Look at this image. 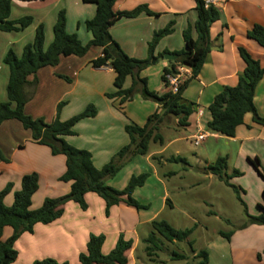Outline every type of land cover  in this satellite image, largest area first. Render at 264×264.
Returning <instances> with one entry per match:
<instances>
[{
    "label": "trees",
    "instance_id": "obj_1",
    "mask_svg": "<svg viewBox=\"0 0 264 264\" xmlns=\"http://www.w3.org/2000/svg\"><path fill=\"white\" fill-rule=\"evenodd\" d=\"M14 0H0V31L4 33L22 32L33 23V18L24 17L22 19L10 20L11 7ZM86 4L96 6V15L93 19L83 23L86 31L92 34V40L83 44L76 34H69L66 30L67 18L65 10L58 13L53 26V41L47 49L45 45V28L40 25L35 33L34 39L27 44L20 57L9 50L4 57V64L9 68V80L7 85L8 102L0 103V126L10 120H17L27 131L32 134V140L38 145L46 146L53 156L63 155L66 159V170L60 181L71 183L70 192L60 198H47L42 206L37 210H32V198L39 189L40 178L37 173L23 176L20 191L14 194L13 204L8 207L4 201L11 192V184L0 191V264H12L18 258V251L15 243L22 234L33 233L37 224L48 225L62 217L66 204L70 201L77 203L82 210L87 209L86 195L94 193L98 195L106 204V211L120 203H125L136 209H146L133 199V194L137 188L143 187L148 180L147 174L132 176L128 186L121 191L115 190L106 185L108 178H114L120 172L121 166L114 162L106 165L102 169H97L93 163V156L90 152L79 150L65 141L66 137L75 135L76 125L84 120L95 118L97 110L89 106L83 113L62 121L60 114L65 101L59 103L57 114L51 123H47L43 118L34 119L25 114L24 109L28 101L34 94L36 83H31L28 78L35 75L40 69L45 67H55L59 64L61 57L76 56L83 57L88 51L96 46L102 49L101 56L90 62L94 69L109 67L115 73V92L107 94V98L119 101L120 110L123 106L133 100L135 90L142 88L145 99L153 101L159 106L157 112L149 116L144 126L128 124L125 131L129 138V143L117 155L120 160L133 156H149V146L151 143L164 146L165 140L159 133L160 125L166 118L172 117L178 121L179 126H188V120L196 110V105L184 99L183 95L191 81L197 79L211 51L209 30L212 24L219 21L220 13L213 6L207 7L204 0H194L197 20L193 26H189L183 32L185 49L172 53L177 60L170 61L168 67L164 68L162 81L167 87L166 75L177 74L178 68H188L191 76L184 80L178 93L167 91L164 94L149 91L147 79L141 77V73L148 68L151 61L157 59L155 56L159 42L171 35L174 31V22H170L167 27L157 31L152 41L148 45V57L140 60L129 57L113 39L110 29L121 19H133L141 14L156 16L146 6H141L130 12H117L114 10L118 0H81ZM193 31L197 34V39L193 38ZM250 39L258 42L264 47V28L255 26L248 33ZM168 54L165 52V55ZM239 55L244 63V71L239 76L238 84L235 87H226L214 98L208 111L211 120L207 130L227 138H234L237 128L244 123L246 114L252 113L254 121L264 127V119H261L254 104L255 90L260 81L264 78V68L260 62L255 60L244 48H239ZM163 55H161L162 57ZM131 77L132 84L128 89L124 88L126 80ZM14 106V107H13ZM154 156L151 157L153 159ZM170 163L184 161L181 158H171ZM226 157H219L214 164L209 165L206 170L221 181L230 185L226 176ZM250 162L260 166V162ZM259 172V171H258ZM260 173V172H259ZM234 175H240L238 171ZM264 199V191L262 192ZM168 203V201H167ZM263 214L257 217H250V223L264 227ZM152 232L145 240L148 244L145 252L150 262H154L153 256L162 251L160 240L156 235L168 243H181L186 241L195 228L187 230H176L166 221L154 220L150 223ZM9 229L11 234L4 238L5 230ZM221 236L230 238L229 235ZM105 241L103 235H91L87 244L86 253L79 256L80 264H128L126 253L132 249V242L125 241L120 237L116 248L104 255L102 247ZM201 260L200 264H207L208 253L201 251L196 254ZM182 255L174 254L173 260H184ZM33 264H68L60 263L54 259H44L35 261Z\"/></svg>",
    "mask_w": 264,
    "mask_h": 264
},
{
    "label": "crops",
    "instance_id": "obj_2",
    "mask_svg": "<svg viewBox=\"0 0 264 264\" xmlns=\"http://www.w3.org/2000/svg\"><path fill=\"white\" fill-rule=\"evenodd\" d=\"M217 2L218 4L215 8L218 9L220 13V19L212 24L209 30L211 51L207 55L205 64L198 78L191 81L183 95L185 100L196 105V110L189 118L188 126L181 127L178 121L175 120L174 128L171 129L175 133L174 138L165 141L162 151L156 154H164L166 149L175 144L189 142L199 131L205 132L209 137H223L208 132L207 126L211 120L208 107L211 105L216 95L222 92L224 88L235 87L238 84L239 76L243 74L245 68L239 55V48L246 49L264 68V47L248 37V33L252 31L255 26L264 28V0H217ZM141 6H146L150 11L155 13L156 16L141 14L133 19L123 18L110 29V34L129 57L143 60L148 57V45L152 41L154 34L167 27L170 22H174L173 33L159 42L155 52L157 59L162 58L160 61L154 63L159 66L162 80L163 70L168 67L170 62L165 60V52L172 54L185 49L183 32L189 26H193L197 20L195 2L194 0H118L114 10L117 12H130ZM61 10H65L66 12L67 32L69 34H77L82 43H89L93 37L91 33L85 30L83 23L95 17L96 6L94 4H86L81 0L13 1L10 20L16 21L24 17H31L33 18V23L22 32L5 33L15 34V38H10L8 36L0 37V103L6 102V99H8L7 85L9 80V68L3 62L4 57L9 50H13L16 55L18 52L22 55L24 47L33 41L36 30L40 25H43L47 30L46 40L48 42L49 31L53 30L58 13ZM0 33L4 32L0 31ZM192 35L196 40L197 34L195 31H193ZM16 46H19V48L15 49ZM96 51L97 55L93 59L61 60L58 66L42 68L36 75L32 76L33 79L28 78L29 82L38 79V85L34 88V94L29 105L34 101L38 93L43 91V85L46 86L48 84H45V82H49V84L54 87L53 93L57 96L55 101L57 107L59 103L66 99L76 98L78 96L77 91L79 86L82 84L81 75L83 74L82 79L86 82L84 84L87 85L90 79V77H88L89 74L96 71V74H106V77H110L112 83L110 86L108 84V86L102 88L98 95L102 97L100 100L104 105V117L118 124L120 130L121 128L122 130L126 128L128 125L127 120H125L124 116L118 113L114 108L116 102L119 103V101L107 98V94H112L116 90L114 87L115 73L109 67L94 69L90 65L91 61L101 56L102 49L99 48ZM161 55L163 56L161 57ZM89 67L93 70H88L90 69ZM184 69L185 76L190 77V69ZM146 70L147 69L141 73L142 78L145 77L144 72ZM65 76L67 80L61 79ZM127 81L129 80L127 79L126 83ZM163 86L164 90L161 94L168 91L164 83ZM254 104L258 116L264 119V78L256 87ZM65 106L60 114L61 120H67L63 118L69 117L68 113L65 112ZM158 109L159 106L155 103L152 115L157 112ZM55 113H53L51 120H54V117H56ZM30 114L28 115L34 118L42 117V115L35 114V116L33 113ZM149 116H151V114L148 115V117ZM98 117L99 114L97 113L95 118L84 119L76 126L83 127L84 125V127H86L87 125L92 128L95 126V123H97L96 119ZM148 117L146 118L148 119ZM0 129V131L5 129L8 137L3 149L1 147L2 145H0V191L4 190L6 186L12 182H14L12 184L15 186L14 192H10L4 201L5 205L9 207L13 204L14 194L21 189L23 176L31 174L33 170V173H35V171L40 173V168H31V166L25 164L29 161V158L39 156L51 162L53 155L51 151L47 152V150H44V146L33 142L31 133L30 135L24 134L25 132L22 130L23 126L17 120L4 122L0 126ZM112 129L113 127L109 126L105 130ZM13 134H18L17 137L20 136L22 141L12 136ZM223 138H226L228 142L234 144L238 152V157L245 156L250 160L255 156V160H258L255 145L256 143L264 144V127L254 121L252 113H248L244 118V123L237 128L235 137ZM65 139L71 146L81 149L82 142L76 140L73 136L66 137ZM2 142L3 141L0 140V144H2ZM180 152V150H177V156L171 157L180 158ZM171 157L165 159L168 160ZM150 158L151 155L147 157V159ZM25 160L27 161L25 162ZM206 165L208 167L210 164ZM152 170L153 173L158 175L155 176L156 181L164 186L163 200L167 203V201H169L167 184L165 181L163 182L161 180H164V176L166 175L163 174L162 176L158 171L156 172L154 167H152ZM207 174L209 177L213 176L208 171ZM67 184H69L68 190L70 192L71 183ZM140 188L135 190L133 196ZM86 201L89 205L87 211H83L77 203L70 201L66 204L62 217L58 220L48 225L37 224L34 227L33 233L26 232L22 234L15 243V248L19 255L17 260L12 264H33L35 261L44 259H54L60 263L80 264L79 256L82 253H86L87 244L91 235L99 236L103 234L106 236V241L102 247V253L104 255H108L114 250L111 248H113V246L114 248L116 247L119 234H124V236L130 234L131 238L134 237L135 241H132V249L126 253V256L128 264H138L140 261V256H137L140 244L138 231L141 227L150 225V223L155 220L156 214L153 216L146 215L143 211L145 209L138 210L125 203H120L110 209L111 214L116 216L120 228L115 229L113 226L112 229L102 234L96 226L85 220L91 219L89 209L92 205L100 214L104 207H106V204L94 193H88L86 195ZM141 203H143V205L146 204L145 202ZM141 203L139 202V204ZM80 219H83V221H80ZM122 220L127 224L125 228H123ZM10 234V230L6 229L4 238H8Z\"/></svg>",
    "mask_w": 264,
    "mask_h": 264
},
{
    "label": "rangeland",
    "instance_id": "obj_3",
    "mask_svg": "<svg viewBox=\"0 0 264 264\" xmlns=\"http://www.w3.org/2000/svg\"><path fill=\"white\" fill-rule=\"evenodd\" d=\"M46 32L47 30L45 29V49L53 41V30L49 31L48 42L46 40ZM5 36L15 38L16 35L0 33V37ZM77 37L81 41L78 35ZM18 48L19 46L15 47V49ZM97 49L99 47L94 46L83 57H61L60 61L90 60L97 55ZM19 53L17 57L21 56ZM160 59L162 58L151 61L144 72L146 78L143 77L147 79L148 90L158 94L162 93L164 86L159 66L154 63L160 61ZM89 68L88 70H93L91 67ZM93 72L88 76L90 79L87 85L84 84L86 82L82 79V74V84L77 91L78 96L74 99L65 100L67 103L65 112L68 113L69 117L63 119L69 120L83 113L89 106H93L99 114L94 127L90 128L87 125L86 127L84 125L83 127L76 126L73 137L82 142L79 150L90 152L93 156L94 166L99 170L112 162L121 166L120 173L115 178H108L105 181L107 186L115 190H124L132 176L147 174L149 176L147 183L143 188L138 189L133 196V199L138 203H146L144 206L147 208L143 210L144 214L150 216L156 214L155 220L166 221L176 230H187L196 227L192 235L181 243L171 244L156 235L158 240H160L162 251L157 252L156 256H153L154 262L149 261L145 252L148 245L145 240L152 232V228L150 225L141 227L138 231L140 244L137 255L140 256L139 260L141 262L139 261L138 264H200L201 260L196 257V254L201 251L208 253L207 264H264V227L250 223V217L260 216L263 214L262 209H264V199L262 198V192L264 191V144L256 143L255 145L257 157L260 161V166L256 167L245 156L238 157L236 147L228 142L226 138H214L213 136L199 146L191 144V139L189 142L175 144L166 149L164 154H156L162 151L164 146L151 143L148 154L151 157L155 154L153 159H147L148 156L136 155L120 160L117 155L128 145V135L125 132V128L120 130L118 124L104 117V105L100 100L102 97L98 95L102 88L112 84L110 77H106V74H96V71ZM32 76L29 79H33ZM187 78L184 77V80ZM61 79L67 80L66 76ZM131 79V77L128 78L129 81L125 84V89L131 86ZM34 82L37 87L38 79H34L31 83ZM45 84L47 85H43V91L38 93L30 105L29 102L32 97L28 101L26 106H29H25L26 110L24 109V112L26 115L30 113L42 115L40 118H43L47 123H51L53 121L51 120L53 113L56 112L55 114H57V105H55L57 96L53 93L54 87L49 82H45ZM6 102H8V99H6ZM154 104L153 101L145 99L142 88H137L133 100L124 104V110H120V104L117 102L114 108L124 116L128 124L144 126L146 117L154 112ZM175 120L172 117H168L160 125L159 133L165 141H169L175 136L174 131L171 130L174 128ZM109 126L113 127V129L105 130ZM22 130L25 132L24 134L30 135L31 133L24 128ZM12 136L16 139H21L20 136L17 137L18 134H13ZM21 136L23 137L22 134ZM0 137V140L3 141L0 144L3 149L8 138L5 129L0 131ZM44 150L50 151L46 146H44ZM177 150L181 151L179 157L184 161L170 163L169 159H165L177 156ZM219 157L228 158L226 176L227 178L230 177L231 186L221 181L218 177H209L207 174L206 164H214ZM251 159L255 163L256 157L254 156ZM65 161L64 156H53L51 162L45 160L44 157L33 156L25 163L31 168H40V173L35 171L40 176V182L39 189L32 198V210L39 209L47 198L55 199L68 194L69 184L60 181L61 176L65 173ZM152 167L162 176L163 174L166 175L164 176L165 179L161 180L167 184L168 203L163 200L164 186L156 181L155 176L158 175L153 173ZM235 171H238L240 175H234ZM12 183L11 192H14L15 186ZM86 203L89 206L87 201ZM141 204L143 205V203ZM87 210L88 207L83 211ZM89 210L91 219L85 221H89L90 224L96 226L102 234L112 229L113 226L115 229L120 228L116 216L111 214V210L107 213L106 207L100 214L93 205ZM80 221H83V219H80ZM122 223L123 228H125L127 224L123 220ZM221 234L229 235L230 238L222 237ZM103 236L106 241V236L104 234ZM120 237H123L125 241H135L130 234L126 236L119 234L118 240ZM115 248L113 246L111 249ZM174 254L182 255L185 259L173 260Z\"/></svg>",
    "mask_w": 264,
    "mask_h": 264
},
{
    "label": "built area",
    "instance_id": "obj_4",
    "mask_svg": "<svg viewBox=\"0 0 264 264\" xmlns=\"http://www.w3.org/2000/svg\"><path fill=\"white\" fill-rule=\"evenodd\" d=\"M205 5L207 7L213 6L216 7L218 2L217 0H205ZM185 67L183 68H178V73L173 75V74H167L166 77V82H167V89L168 91L173 92L174 94L178 93V90L180 88V86L183 84L184 82V77L185 76ZM208 135L203 132V131H199L196 135H194L191 138V143L194 146H199L201 145L204 141H206L208 139Z\"/></svg>",
    "mask_w": 264,
    "mask_h": 264
},
{
    "label": "water",
    "instance_id": "obj_5",
    "mask_svg": "<svg viewBox=\"0 0 264 264\" xmlns=\"http://www.w3.org/2000/svg\"><path fill=\"white\" fill-rule=\"evenodd\" d=\"M165 60H167V61H175V60H177V57L175 55H173V54H166L165 55Z\"/></svg>",
    "mask_w": 264,
    "mask_h": 264
}]
</instances>
